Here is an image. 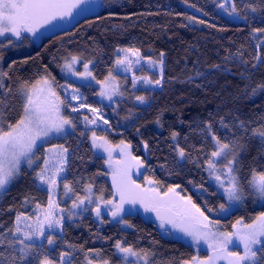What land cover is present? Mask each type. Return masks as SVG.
Masks as SVG:
<instances>
[{
    "label": "trees",
    "instance_id": "obj_1",
    "mask_svg": "<svg viewBox=\"0 0 264 264\" xmlns=\"http://www.w3.org/2000/svg\"><path fill=\"white\" fill-rule=\"evenodd\" d=\"M233 4L237 13L231 19L219 14V6L212 0H103L97 18L39 44L33 39L30 52L3 63L1 70L8 74L0 90L4 126L14 123L22 113L23 87L42 74L62 83L58 74L62 60L76 56L91 61L93 76L100 81L113 68L118 49L135 47L143 56L163 52L158 88L134 92L128 88L127 97L114 106L95 99V87L84 86L80 87L82 103L98 109L103 121H108L105 130L92 129L98 136L112 143H127L135 156L143 157L142 149L147 145L144 175L162 188L179 185L180 192L202 210L212 208L217 213L219 205L226 203L207 181L205 165L214 151L207 124L222 142L239 143L242 184L247 185L253 169L264 172V143L252 134L253 129L264 130V91L253 94V89L264 84V62L254 59L258 44L264 57V32H253L264 29V0H232ZM249 5L257 11H251ZM140 95L146 97L144 106L133 103V97ZM65 116L73 120L75 130L42 146L39 161L44 147L62 145L68 149L64 180L75 193L82 194L90 184L97 195L112 198L104 159L94 153L82 123L81 117L88 115L73 113L68 104ZM177 146L185 151L180 160ZM21 168L17 180L0 197L3 234L14 226L17 212L29 215L37 204L48 205V192L37 183V166ZM261 212L264 203L246 194L242 207L213 220L219 222L221 230L230 231L237 220L249 223ZM92 218L86 215L64 222L61 233L55 234V246L45 249L50 258L58 261L60 252H70V264H83L86 252L94 250L97 259L119 264L116 241L149 251L155 264H181L194 256L189 245L163 236L153 221L139 215L125 214L129 229L118 224L101 228ZM200 255L205 257L206 253Z\"/></svg>",
    "mask_w": 264,
    "mask_h": 264
},
{
    "label": "snow or ice",
    "instance_id": "obj_2",
    "mask_svg": "<svg viewBox=\"0 0 264 264\" xmlns=\"http://www.w3.org/2000/svg\"><path fill=\"white\" fill-rule=\"evenodd\" d=\"M87 3L88 0H0V37H6V34L10 33L19 39L22 32L35 33L43 25L51 24L53 21L71 16L73 9ZM218 6L228 11L224 3H220ZM249 7H251V11H257L256 7L250 5ZM232 13H237L235 4L232 5L229 14ZM188 19L192 20L194 17H188ZM197 22L203 23V21ZM253 32H264V29H253ZM8 42L11 44V40ZM0 47H3V45H0ZM118 52H123L125 55L118 56L115 65L124 66L126 71H131L133 64H139L143 59H147V62L153 66L162 67L163 65V52L160 53L159 60L141 56L140 50L135 47L118 49ZM78 59L79 57L72 56L71 60L67 61L64 67L69 72H72L73 75L95 79L92 76V72L89 71L91 61L83 65L85 69L83 73L73 70V65ZM254 59L264 62L259 44L257 45ZM253 66L255 67L256 65ZM7 75L6 72L0 70V76ZM105 80H115L111 71ZM137 81H143L144 84L149 85L159 86L161 84V79L152 80L147 76L136 77L134 75L132 79L134 88L137 86ZM97 83L102 84V90L99 95L109 100H112L114 95H123L119 90L118 84L101 81H97ZM53 84L54 78L52 80L41 78L36 82V85L32 86L31 90H22L20 93L24 97L22 113L14 123L8 122L7 127L4 126L3 111H0V191H6L8 186L21 174L22 163H26L29 168L33 167L36 160L39 159L36 153L41 145L38 142H46L53 133L58 135L66 133L67 128L75 130L73 120L61 114V105L66 102L61 100L57 95ZM0 88H4L2 83H0ZM258 90L264 91V84L258 85L257 88L253 89V94ZM73 92L75 93L76 89H73ZM77 98L76 95L72 97V99ZM135 99L140 104L146 102V97L143 95L136 96ZM80 107H84V105L81 104ZM72 111H78V108L73 107ZM90 111L96 113L98 109L90 108ZM85 121L89 124L96 123L95 118L89 119L85 117ZM104 123L107 124L108 121L105 120ZM221 124L227 127V125L223 124V120H221ZM241 126H243V122H241ZM206 128L216 146L207 161L209 176L216 180L218 188L223 189L228 206L241 202L245 199L246 194L264 201V172H257L256 169H253L251 179L247 181V185L245 186L237 174L239 168L237 167L238 158L235 153L232 154L231 159H227V164L224 165L226 171L218 170L217 163L229 156L231 146L229 143L222 142L214 134L210 124H207ZM252 134L258 136L261 142L264 143V130L253 129ZM175 136L176 133H173V138ZM98 140L101 143H97ZM121 144L123 145L121 154L135 160L137 167H143L142 161L137 157H133L130 152L124 151L130 145L124 144L123 141H121ZM93 147L104 148L105 151H109L110 145H108V141L105 138L97 137L94 132ZM145 148H147L146 144ZM59 149L60 151L57 155L61 158L60 164L63 165L65 162L64 154L68 152V149L62 145L59 146ZM48 151H51V149ZM176 151L179 157H185L183 148L177 146ZM109 158H111L110 151ZM44 165L43 168L36 172V179L41 185H47L48 205L47 207H42L40 204L36 205L35 224L25 223L32 219L31 215L17 212L14 226L6 229L7 232L11 233L12 237L7 240L6 251L8 249L11 251L8 256L4 252H0V264H16V261L24 264L29 258H31V261L39 259V264H70L69 258L72 255L70 252H60V258L57 262L50 258L45 250V245L42 243V239H46L48 246L55 245L56 239L51 233L56 228H60L62 231V220L64 219L63 216H57L56 212L63 213L65 211L59 208L56 202L54 188L57 183L58 173L63 172L64 169L63 167H59L55 172H52V169L48 166V158H45ZM131 166L129 164L125 169H118L113 173V188L115 190L113 194L119 196L118 203L113 200H104L102 195L96 198L97 206L93 211L98 218L102 216L101 202L105 205H112L110 214L114 218L118 217L121 211H123L125 203L135 204L139 202L146 212L153 211L156 213L161 228L165 224L171 225L172 229L190 237L194 245H199L201 242L208 245L211 255L206 259L202 260L198 256H193L191 260L183 261V264H216L218 260H226L227 264H264V212L256 216L251 224H243L242 220H237L232 226L234 229L232 232L214 231V227L219 222L211 220L204 210H201L200 207L193 203L191 197H179V200L172 198L178 196L176 188L179 185L169 187L168 191L163 193V196L155 189H142L128 175V169ZM50 172H52L51 175H49ZM222 177L226 178L227 183H225V179H222ZM147 183L151 185L156 182L149 179ZM63 187L65 196L73 193V188L69 183H64ZM84 190L89 195L84 197L77 195L76 199L72 202V209L81 208L85 200H87L88 204L93 203L91 196L93 191L92 185H87ZM164 197H169V199H164ZM179 201H184V203H180ZM228 206L221 203L219 210L227 212ZM87 210V207L82 209V211ZM206 211L211 213L214 210L207 208ZM72 215H76V213L70 211L69 219ZM242 224V228L237 227ZM234 238L242 245V252L229 250V245L233 244ZM37 241H41V243H37ZM4 243V234L0 233V245H4ZM16 245H19V247L17 248ZM114 247L119 253L123 254V260L126 264H130V257L135 258L137 264H139V261H143V264H151V253L147 250H136L131 245L124 246L120 241H116ZM88 264H92V261L88 260ZM102 264H109V262L104 260Z\"/></svg>",
    "mask_w": 264,
    "mask_h": 264
},
{
    "label": "rangeland",
    "instance_id": "obj_3",
    "mask_svg": "<svg viewBox=\"0 0 264 264\" xmlns=\"http://www.w3.org/2000/svg\"><path fill=\"white\" fill-rule=\"evenodd\" d=\"M212 2H214L217 5H219L220 3H224L226 5V7L228 8V11H225L224 9L218 7V13L227 17V18L234 19V13L229 14L231 12V8H232V0H212ZM33 39L34 38L31 36V34L27 33V32H22L19 39L12 36L10 33L6 34V37H0V45H3V47H0V70L3 67V63L5 61H7V59L11 58L12 56H17L20 54H25V53L30 52L33 48V41H34ZM9 40H11V44H9V42H8ZM123 55H125V53L117 51L116 59L118 58V56H123ZM141 56H143L142 53H141ZM143 57H145V58L151 57L154 60L160 59V56H143ZM71 58L72 57H70L69 59L62 60L60 63V68H59L58 74L61 77L62 83L58 84L57 80L49 74H42L37 79H35L30 85L23 87L21 89V91L22 90H24V91L31 90L32 86L36 85V82L38 80H40L41 78H48L50 80H52L54 78V84H53L54 90L56 91V93L60 97V99L64 100L66 102L65 103L66 105L65 104L61 105V114L63 116H65V110H66L67 105L70 104V105H72V108L73 107L78 108V111H75V112L72 111L73 113L87 114L89 119H94V118L96 119L95 124H89V123H87V121H85V116L81 117L84 128H85L86 132L88 133V140L91 144V147H92L94 153L96 155L103 157V159H104V164H105V167L107 170L108 179H109L110 184H111L112 198L107 199L103 196L104 200H113L114 202H117V203L119 202V196L113 194L115 191L113 188V173H114V171H116L118 169L119 170L125 169L127 167V165H129V164L132 166L128 169V175L131 177L132 181H134L135 184H139L141 186V188L145 189V190H147L149 188L155 189L157 192H159L161 194V196H163V193L167 192L168 188H162L157 183H153L151 185H149L147 183V180H149V179L153 180V179L148 177L147 175H144L145 174L144 173L145 160H146V155H147L145 148L142 149L143 157L133 155L130 147L128 149L124 150L125 152H130L133 157H137L140 161H142L143 167H137L135 160H132L130 157H127L126 155L121 154L122 149H123V145L121 144V142L112 143L105 138L108 141V145H110L109 151L111 153V158H109V151H105L104 148H94L93 147V133H94V131H92V129L93 130H95V129H104L105 130L107 127L103 121V115H102V113H100V111L94 113V112L90 111V107H88L82 103L83 99H82V93L80 91V87L91 85V87H95L97 89V92L94 95L95 99L101 101L104 105L105 104H107V105L112 104V105L116 106L115 103L117 101L122 100V99L127 97L126 92L128 91V88H131L132 92H134L135 90H139V89L158 88L160 85L157 86V85L144 84L143 81H137V86L134 88L132 85V79H133L134 75L136 77L147 76L152 80L162 79L163 65H162V67L153 66L147 62V59H143V60H141V62L139 64H133L131 71H126L124 66H116L114 63L113 68L110 71L112 73V76L115 77V80L114 81H106L105 78L108 77V75H109V73H108L106 75V77L100 81L105 82V83L118 84L119 90L121 93H123V95H114L112 100H109L106 97L99 95V93L102 90V84L97 83L98 80L92 79V77H83V76L73 75L72 72H69L64 67L65 63L67 61H70ZM133 59H135V58L133 57ZM88 62L89 61H82V60L78 59V61L73 65V70L75 72H78V73H83L85 71L83 65L85 63H88ZM89 71L92 72V62L89 64ZM92 76H93V72H92ZM4 82H5V76H0V83H2L4 85ZM73 89H76L75 93L73 92ZM0 90H3V88H0ZM73 95H76L78 98L72 99ZM22 99H23V103H24V97L23 96H22ZM133 101H134L133 103L138 105V106H144L146 104V102L144 104H140L138 101H136L135 96L133 97ZM81 104H83L84 107H80ZM66 128H67V126H66ZM71 131H72V128H67L66 133L59 134V135L53 133L47 139L46 142H44V141L38 142L41 145L39 147V149L42 146L47 145L51 140L65 138ZM96 136L101 137V136H98L97 134H96ZM97 143H101V141L98 140ZM124 144L128 145L125 142H124ZM229 144L231 146L230 150H229V156L226 159L217 163L218 170L226 171V169L224 168V165L227 164V159L232 158L233 153H235L237 155V158H238L237 167L239 165V156H240L239 143L235 140H232L231 143H229ZM59 146H61V145H53V146L44 147V157L41 160V162L38 159V160H36L35 164L31 168H29L26 163H22L21 167H26L27 169H33L37 166V170L39 171L41 168H43L45 166L44 165L45 158H48V160H49L48 166L52 169V172H55V170L59 167H63L64 171L58 173L57 183L54 186L55 193H56V202H57L59 208L65 210L63 213H60L59 211L56 212L57 216H63L64 217V219L62 220V228H63L64 222H72L73 220L79 219V218L84 217L86 215H91L93 217L92 219H94L97 222V224L99 225V227H101V228L105 227L106 225L118 224L123 229H129L130 228L129 224L124 219L125 214H135V215H139L142 218H146V214L150 211L146 212L144 210V207H142L139 202H137L135 204L125 203L123 206V211H121L120 215L118 217H115V218L110 214V210L112 208V205H105L101 202L100 208L102 211V216L98 218L96 216L95 212L93 211V209L97 206L96 198L99 197V195H97L94 192L93 187H92L93 191L91 193L93 203L88 204L87 200H85V203H84V205L81 206V208L72 209V202H73V200L76 199V196L78 194H76L74 189H73V193L68 194V196L64 195L65 190H64L63 185H64V183H67L64 180V176L66 173L67 153L64 154V161L65 162L63 165H61L60 164L61 158L57 155V153L60 151ZM215 147L216 146L214 144V150H215ZM39 149L36 153L38 157H39ZM49 149H51V151H48ZM178 159L179 160L181 159V157H179V155H178ZM52 172H50L49 175H51ZM205 172L207 175L208 183L210 185H212L215 188V190L217 191V193L224 198L226 206H228V201L224 196L223 189L218 188L216 180L213 177L209 176V170H208L207 164L205 165ZM17 178L8 186V188L17 180ZM222 179H225V183H227L225 177H222ZM37 183H38V186L40 188H43L48 192L47 185H41L38 180H37ZM85 187H84V189H85ZM6 191H0V197L3 196ZM176 192H177L178 196L172 197L173 199L179 200V197L187 198L180 192L179 188H176ZM87 195H89V193H87L85 190H83V193L78 195V196L84 197ZM170 196H171V194H170ZM164 199H169V197H164ZM244 201H245V199H243L241 202H239L237 204H233L231 206H228L227 212H221L219 210L217 213H214V212L208 213L206 210H204V211H205V214L208 215L211 220H213V217H215V216L223 217L226 214H228L229 212L242 207V205L244 204ZM256 201L259 204L264 203V201H261L257 198H256ZM179 202L184 203V201H179ZM84 207H87L88 210L82 211V209ZM70 211L75 212L76 215H72L71 218L69 219ZM29 215L32 216V219L29 221H26L25 223L35 224V222H36V208H34L32 210V213H30ZM101 221H103V222H101ZM253 221H251L249 223L243 222V224H251ZM235 223L236 222H234V224ZM243 224L238 225L237 227L242 228ZM155 226L163 236L170 238V239H173V240H178V241H180L186 245H189L195 252L194 256H198L200 259L203 260V259H206L209 255H211V252H210L207 244L201 242L199 245H194L190 237L185 236L182 232H179V231L172 229L171 225L170 226L165 225L163 228H161L160 223L155 222ZM213 230L214 231H220V232H232V231H234L233 227L231 228L230 231H224V230H221L217 225L214 227ZM6 232L4 235L6 236L7 239L5 238L4 245H0V247L3 248V249H0V252H4L5 255L8 256L11 250L8 249L6 251V248L4 246L7 245V240L12 238V237H11V233H9V232L6 233ZM0 233H4V232L0 231ZM60 233H61V229L56 228L53 230V232L51 234L55 238V236H56L55 234H60ZM37 243H41V241H37ZM42 243L45 245L46 250L52 249L55 246V245L48 246L46 239H42ZM16 247L18 248L19 245H16ZM229 250L242 252L243 249H242V245L239 244V241L235 240V238H234L233 244L229 245ZM200 252L206 253V256L205 257L201 256ZM115 253L120 258L119 264H126V262L123 260V254L119 253L116 248H115ZM96 255H97V252L94 250H90V251L86 252V254L83 258L84 260L82 261L83 264H88V260H91L92 264H102V262L104 260L97 259ZM58 261H59V259H58ZM129 261H130V264H137V261L135 260V258L130 257ZM18 263L20 264V262H18ZM32 263L39 264V259H37L36 261H31V258H29V260L24 262V264H32ZM109 264H110V262H109ZM139 264H143V261H139ZM151 264H155L153 261V254L152 253H151ZM181 264H183V262ZM216 264H227V261L226 260H218L216 262Z\"/></svg>",
    "mask_w": 264,
    "mask_h": 264
},
{
    "label": "water",
    "instance_id": "obj_4",
    "mask_svg": "<svg viewBox=\"0 0 264 264\" xmlns=\"http://www.w3.org/2000/svg\"><path fill=\"white\" fill-rule=\"evenodd\" d=\"M102 3L103 0H88L87 4L80 5V7L73 9L71 16L65 17L62 20L58 19L51 24L43 25L35 33L30 34L37 44H39L41 40H47L68 33L82 22L97 18L101 12ZM146 218L153 222L160 223L156 213L153 211L148 212ZM165 225L170 226L168 224Z\"/></svg>",
    "mask_w": 264,
    "mask_h": 264
},
{
    "label": "bare ground",
    "instance_id": "obj_5",
    "mask_svg": "<svg viewBox=\"0 0 264 264\" xmlns=\"http://www.w3.org/2000/svg\"><path fill=\"white\" fill-rule=\"evenodd\" d=\"M66 105V104H65ZM214 212V211H213Z\"/></svg>",
    "mask_w": 264,
    "mask_h": 264
},
{
    "label": "flooded vegetation",
    "instance_id": "obj_6",
    "mask_svg": "<svg viewBox=\"0 0 264 264\" xmlns=\"http://www.w3.org/2000/svg\"><path fill=\"white\" fill-rule=\"evenodd\" d=\"M7 60H9V59H7Z\"/></svg>",
    "mask_w": 264,
    "mask_h": 264
}]
</instances>
